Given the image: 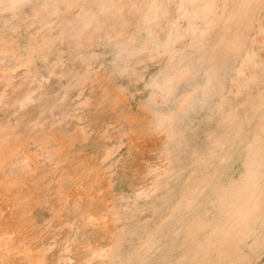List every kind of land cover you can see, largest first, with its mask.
Returning a JSON list of instances; mask_svg holds the SVG:
<instances>
[{"label":"rangeland","instance_id":"1","mask_svg":"<svg viewBox=\"0 0 264 264\" xmlns=\"http://www.w3.org/2000/svg\"><path fill=\"white\" fill-rule=\"evenodd\" d=\"M0 264H264V0H0Z\"/></svg>","mask_w":264,"mask_h":264}]
</instances>
